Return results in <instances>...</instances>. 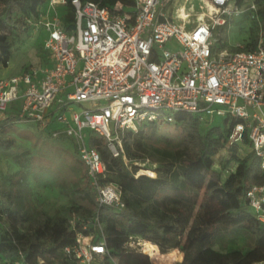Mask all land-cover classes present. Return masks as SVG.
I'll list each match as a JSON object with an SVG mask.
<instances>
[{"label":"built area","instance_id":"1","mask_svg":"<svg viewBox=\"0 0 264 264\" xmlns=\"http://www.w3.org/2000/svg\"><path fill=\"white\" fill-rule=\"evenodd\" d=\"M130 1L102 6L71 0L73 16L65 22L68 0H46L29 15L27 31L45 37L46 63L0 79V118L7 119L18 102L21 108L14 107L18 120L50 130L54 138L74 139L99 206L122 210L125 203L118 184L101 180L107 164L90 139H105L109 152L129 165L124 133L137 132L147 123L173 124L180 113L201 123L224 117L230 129L225 151L245 148L247 139L264 175L262 6L255 0ZM208 8L215 9L209 24L200 19ZM243 14L256 21L254 43L220 47L215 38L218 28L230 26ZM139 175L137 171L135 176ZM246 199L264 226V183L252 186ZM68 217L76 232L75 241L63 249L69 261L120 264L108 249L99 215L94 222L80 223L83 230L93 223L88 232L77 230L74 214ZM3 264L30 263L20 252L18 260ZM37 264L58 263L39 257Z\"/></svg>","mask_w":264,"mask_h":264},{"label":"trees","instance_id":"2","mask_svg":"<svg viewBox=\"0 0 264 264\" xmlns=\"http://www.w3.org/2000/svg\"><path fill=\"white\" fill-rule=\"evenodd\" d=\"M83 1L97 2L102 6L117 1L131 4L130 0ZM45 2L0 0L3 7L0 15V68L7 67L11 59L14 44L10 35L15 31L27 30L26 18ZM255 2L262 6L259 19L264 40V0ZM65 11L63 19L68 22L73 16L71 0H68ZM254 40L255 37L251 35L253 43ZM164 124L167 123H147L137 132L124 133L123 147L132 161L129 165L109 152L105 139H90V144L98 148L107 164L106 175L101 180L116 183L122 188L125 207L118 210L110 205L99 206L94 194L86 193L84 198L89 205L72 206L70 209V213L78 219L77 230H83L81 222H94L99 215L108 249L120 264L143 262L141 254L126 246L130 237L151 240L158 245L161 252L151 258L155 261L161 258V264H172L165 253L177 249L183 254V259L175 264H264V226L253 216L246 199L247 191L252 186L264 183L258 156L253 151L240 156L239 147L230 148L231 160L236 165L234 171L222 180L220 172L214 170V157L226 150L230 131L226 121L225 126L204 129L197 117L180 113L171 124L179 131L177 144L165 142L166 147L161 149L170 164H179L177 170L166 163L157 169L159 173L156 177H136L138 166L133 161L144 162L152 158L146 152V144L156 135L157 127ZM0 146L9 150L13 141L2 135ZM248 146L245 139L244 147ZM18 163L21 169L25 167ZM22 174L16 183L12 181L11 186L0 190V264L18 260L20 252L30 264H37L39 257L58 264H75L63 253V249L75 241L76 232L70 228L69 217L60 213L49 215L40 210L31 212L19 188L24 177ZM147 203L152 205L151 211H148ZM209 203L218 212L211 224L204 216ZM153 213L156 217L152 219ZM150 219L154 222H149ZM89 230H93V223L83 231ZM227 231L250 233L255 239L254 245L247 250L216 249L214 245L221 232Z\"/></svg>","mask_w":264,"mask_h":264},{"label":"rangeland","instance_id":"3","mask_svg":"<svg viewBox=\"0 0 264 264\" xmlns=\"http://www.w3.org/2000/svg\"><path fill=\"white\" fill-rule=\"evenodd\" d=\"M3 7L0 5V15ZM256 21L248 14L233 22L230 26L219 27L215 38L219 40L220 47L232 49L237 44H247L251 35L255 37ZM13 41L11 59L7 67L0 68V79H7L19 75L30 67H41L46 63L47 52L44 49V35L30 31H15L10 35ZM14 107H20V103H14ZM73 108H78L73 105ZM10 113V110H9ZM203 128L225 126V119L222 116H215L214 119H207ZM158 131L154 138L146 144V152L152 155L149 161L146 160L138 165L140 175L156 177L163 164H168L177 170L178 163L170 164V161L162 155L163 148L168 142L171 145L177 144L179 131L171 124L157 127ZM91 133L89 130L86 131ZM5 136L13 141L9 150L0 146V190L11 186V182L18 181L24 173L19 188L24 193L23 200L27 203L31 212L40 210L54 215L60 213L64 216L71 215L72 206H88L89 202L84 198L86 193L93 192L87 176V168L77 154V147L74 139L67 136L54 138L50 130H40L36 123L15 120L11 125L0 129V136ZM157 147V148H156ZM159 149V150H158ZM249 148H241L239 155L243 156L249 152ZM222 156L223 162H220ZM167 160V161H166ZM25 167L21 169L19 163ZM214 170L219 171L222 180H225L229 173L235 169V163L231 160L230 150L222 151L214 157ZM226 163V164H225ZM148 170L155 172V176L148 173ZM14 183V184H15ZM18 185V184H17ZM170 203H173L170 201ZM148 211L152 205L147 203ZM184 206V204H182ZM218 212L212 203H209L204 211L206 221L211 224ZM156 217L154 215L151 217ZM150 219L149 222L154 221ZM144 239L136 238L128 241L127 247L143 256L142 264H161V258H151L142 251L140 243ZM254 237L244 231L221 232L216 249L229 250L239 248L247 250L254 245ZM148 242H152L148 240ZM178 250V249H177ZM177 250H170L165 253L171 259L172 264L181 262L183 254ZM160 248H154L153 253H160Z\"/></svg>","mask_w":264,"mask_h":264},{"label":"bare ground","instance_id":"4","mask_svg":"<svg viewBox=\"0 0 264 264\" xmlns=\"http://www.w3.org/2000/svg\"><path fill=\"white\" fill-rule=\"evenodd\" d=\"M189 6L186 4L185 5V9L186 10V14H188L189 10H188ZM185 11V10H184ZM215 14V9H212V8H208L207 11L201 15V21H204L206 23H210V20L212 19L213 15ZM148 173L151 174L152 176H155V172L151 171V170H148ZM140 245L142 246V251L145 253V254H148L150 257L155 255L153 253V250L154 248L157 247V245L155 243H152V242H148V240H143ZM158 254V253H156Z\"/></svg>","mask_w":264,"mask_h":264},{"label":"crops","instance_id":"5","mask_svg":"<svg viewBox=\"0 0 264 264\" xmlns=\"http://www.w3.org/2000/svg\"><path fill=\"white\" fill-rule=\"evenodd\" d=\"M14 116L18 117L17 116V110L14 107H11L10 113H8V115H7V119L2 120L0 118V128H5V127L11 125L15 120L18 119V118L10 119V117H14Z\"/></svg>","mask_w":264,"mask_h":264}]
</instances>
